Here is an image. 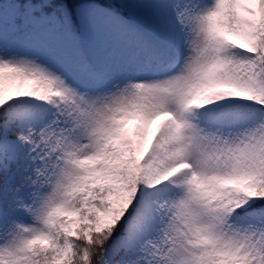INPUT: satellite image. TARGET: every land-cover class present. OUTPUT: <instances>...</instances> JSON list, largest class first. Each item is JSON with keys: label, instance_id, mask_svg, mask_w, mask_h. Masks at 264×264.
<instances>
[{"label": "snow or ice", "instance_id": "snow-or-ice-1", "mask_svg": "<svg viewBox=\"0 0 264 264\" xmlns=\"http://www.w3.org/2000/svg\"><path fill=\"white\" fill-rule=\"evenodd\" d=\"M0 264H264V0H0Z\"/></svg>", "mask_w": 264, "mask_h": 264}]
</instances>
